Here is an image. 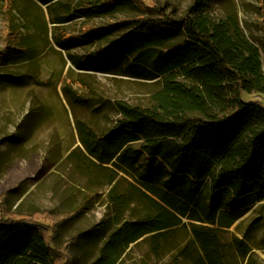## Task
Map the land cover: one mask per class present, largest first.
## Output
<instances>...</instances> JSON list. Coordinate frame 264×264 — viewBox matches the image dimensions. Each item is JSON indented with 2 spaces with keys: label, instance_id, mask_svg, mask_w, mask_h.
I'll return each mask as SVG.
<instances>
[{
  "label": "trees",
  "instance_id": "16d2710c",
  "mask_svg": "<svg viewBox=\"0 0 264 264\" xmlns=\"http://www.w3.org/2000/svg\"><path fill=\"white\" fill-rule=\"evenodd\" d=\"M33 1L51 6L60 0ZM208 1L194 0L184 17L174 19L142 0H90L79 17L129 8L143 14L121 23L128 31L120 38L108 40L121 24L91 27L81 39L57 42L64 50L100 43L94 56L69 55L79 70L157 80L161 86L150 106L117 101L120 118L106 133L77 122L83 155L98 170L113 167L112 201L120 206L131 200L120 192L122 173L138 184L129 182L132 198L152 213L114 232L99 264H117L119 245L129 247L148 235L158 242L178 228L190 231L183 253L193 264H223L220 233L248 209L264 205V107L244 99L245 93L264 94L261 53L233 17L213 20ZM259 2L264 9V0ZM7 4L9 51L22 37ZM60 225L51 212L23 215L0 204V264H74L68 254L63 262L53 246ZM235 243L248 254L246 244ZM68 249L69 244L63 253Z\"/></svg>",
  "mask_w": 264,
  "mask_h": 264
},
{
  "label": "rangeland",
  "instance_id": "374dc122",
  "mask_svg": "<svg viewBox=\"0 0 264 264\" xmlns=\"http://www.w3.org/2000/svg\"><path fill=\"white\" fill-rule=\"evenodd\" d=\"M142 1L174 19L184 17L194 2ZM7 2L22 37L9 51L4 43ZM87 2L60 0L43 6L33 0H0V204L23 215L51 212L60 217L53 246L63 262L68 254L74 264H99L109 254L105 246L114 232L126 222L152 214L137 197L132 198L129 182L137 183L122 173L117 177L120 192L131 200L120 206L112 201L108 181L113 167L98 170L83 155L77 122L97 134L106 133L120 118L117 101L150 106L152 95L161 88L157 80L82 71L72 64L69 55L94 56L100 43L92 40L64 50L57 42L81 39L88 28L116 26L143 14L129 8L79 17ZM206 12L215 21L233 17L238 22L245 37L258 47L264 72V9L259 0H209ZM57 18L65 22L54 23ZM127 31L121 24L108 40ZM244 99L264 107V94L245 93ZM220 238L223 264H264V205L248 209ZM236 239L248 246L247 255L238 250ZM191 240L187 228H178L158 242L148 235L129 247L119 245L117 264H193L183 253Z\"/></svg>",
  "mask_w": 264,
  "mask_h": 264
}]
</instances>
